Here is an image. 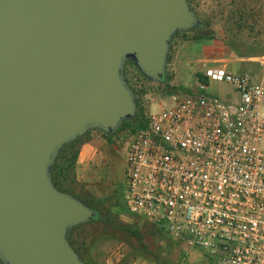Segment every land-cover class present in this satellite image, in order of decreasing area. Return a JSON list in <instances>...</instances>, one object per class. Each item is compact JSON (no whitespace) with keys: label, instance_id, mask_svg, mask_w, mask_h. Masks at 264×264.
Returning a JSON list of instances; mask_svg holds the SVG:
<instances>
[{"label":"water","instance_id":"1","mask_svg":"<svg viewBox=\"0 0 264 264\" xmlns=\"http://www.w3.org/2000/svg\"><path fill=\"white\" fill-rule=\"evenodd\" d=\"M188 0H0V262L86 264L69 232L97 210L52 181L60 150L136 115L124 65L161 83Z\"/></svg>","mask_w":264,"mask_h":264},{"label":"built area","instance_id":"2","mask_svg":"<svg viewBox=\"0 0 264 264\" xmlns=\"http://www.w3.org/2000/svg\"><path fill=\"white\" fill-rule=\"evenodd\" d=\"M203 75L233 94L171 93L147 113L125 149L124 210L211 264H264V75Z\"/></svg>","mask_w":264,"mask_h":264},{"label":"rangeland","instance_id":"3","mask_svg":"<svg viewBox=\"0 0 264 264\" xmlns=\"http://www.w3.org/2000/svg\"><path fill=\"white\" fill-rule=\"evenodd\" d=\"M188 3L203 26L178 32L172 37L164 82L156 83L144 78L131 62L124 65V77L136 98V114L141 113L143 119L147 113L173 106L169 97L171 93L185 92L176 84L186 62L191 64L192 69L198 70L201 77L204 76L206 67L224 65L231 72L251 73L255 80L264 75V0H188ZM202 50L213 54L218 52L224 60L219 64L208 63L203 66L199 60ZM198 75L193 76L195 81L198 80ZM203 78V84H206L205 94L229 97L234 92L229 83L205 76ZM134 132L130 124L122 123L113 134L90 129L72 141L58 153L52 166V175L56 176L59 188L77 194L75 196L85 204L97 209L99 217L98 220H93V234L114 239L157 259H165V264H175L178 255L181 264H187L184 260L193 258L194 252L199 254L196 256L198 260L189 264H208L207 259L200 256V251L188 249L184 243L175 241L168 234L156 233L149 223L123 211L124 155L127 142ZM85 139L99 142L97 147L102 153L97 173L99 185L95 187H92L88 179L80 180L75 172L74 155ZM77 227L80 228H75ZM73 229L68 234V240L74 249L81 252L71 236ZM132 234L141 236L136 238ZM79 252L77 253L80 254Z\"/></svg>","mask_w":264,"mask_h":264},{"label":"crops","instance_id":"4","mask_svg":"<svg viewBox=\"0 0 264 264\" xmlns=\"http://www.w3.org/2000/svg\"><path fill=\"white\" fill-rule=\"evenodd\" d=\"M200 53L201 57L199 60L202 62L203 66L208 63L219 64L218 62L224 60L223 56L219 55L218 52L213 54L210 51L202 50ZM198 74L199 71L192 69L191 64L186 62L183 66L179 82L176 85L185 92H204V88L201 87L202 82L193 79V76ZM98 144L99 142L95 140H83L79 144L74 164L77 177L80 180L88 179L92 187L99 185V182L97 181V173L99 169L98 167L101 164L100 156L102 153L97 147ZM97 150H99V153ZM74 195L77 194L74 193ZM93 222L94 221L79 225L80 228L77 227L73 229L71 235L74 238V242L80 247L81 252H79L75 244H73L74 247L80 253L79 255L86 264H165V259H157L151 254L138 251L130 246H124L122 243H119L114 239L99 236L97 233L93 234L92 230L95 229ZM186 253L187 251L185 254ZM197 255L199 254L194 252L192 256L193 258L184 261H186L187 264H189V262H195L198 260V258H196Z\"/></svg>","mask_w":264,"mask_h":264},{"label":"trees","instance_id":"5","mask_svg":"<svg viewBox=\"0 0 264 264\" xmlns=\"http://www.w3.org/2000/svg\"><path fill=\"white\" fill-rule=\"evenodd\" d=\"M190 8H192L191 6H190ZM193 9V8H192ZM203 26V24H202V22H201V24H200V27H202ZM178 33V32H177ZM175 35V34H174ZM174 35H173V37H174ZM142 75V74H141ZM143 76V75H142ZM144 77V76H143ZM204 77V76H203ZM203 77H201L200 75H198V80L200 81V82H202V83H205V80H204V78ZM145 78V77H144ZM206 78V77H205ZM163 82H164V79H163ZM123 123H128V124H130L131 126H132V131H136V130H138V129H140V128H143L144 126H145V119H143V115L141 114V113H137L136 115H135V117L133 118V119H131V120H128V121H124ZM72 142H70V143H68L65 147H63L61 150H60V152L59 153H61L66 147H68L70 144H71ZM74 157H75V159H76V157H77V153H75V155H74ZM52 181H53V183H54V185L58 188V189H60V190H62L61 188H59V186H58V183H57V178H56V176H54V175H52ZM63 191H65V190H63ZM66 192H68V191H66ZM79 198V197H78ZM95 208V207H94ZM96 209V208H95ZM97 210V209H96ZM123 211H125L124 210V206H123ZM129 216H131V215H129ZM98 217H99V214H98V211H97V218L95 219V220H98ZM132 217V216H131ZM135 218H138V217H135ZM141 219V218H140ZM143 220V219H142ZM143 221H145V220H143ZM147 222V221H146ZM147 223H149V222H147ZM150 224V223H149ZM150 226H152L153 228H154V230L156 231V233H159V232H163L164 234H167L166 232H164L163 230H161V229H158V228H156L155 226H153L152 224H150ZM133 236H135L134 234H132ZM169 235V234H168ZM141 236V235H140ZM139 236V237H140ZM170 236V235H169ZM136 238H139V237H137V236H135ZM171 237V236H170ZM175 240V239H174ZM175 241H177V242H179L178 240H175ZM179 243H181V242H179ZM137 250V249H136ZM75 251H77L76 249H75ZM139 251V250H138ZM78 252V251H77ZM143 252V251H142ZM146 253V252H145ZM81 257V256H80ZM177 259H178V261H177ZM180 259L181 258H179V255L177 256V258H176V263L175 264H180ZM84 261V260H83ZM208 264H211V261L209 260L208 261Z\"/></svg>","mask_w":264,"mask_h":264}]
</instances>
